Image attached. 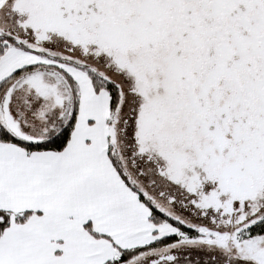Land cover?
<instances>
[{
    "label": "snow or ice",
    "instance_id": "obj_1",
    "mask_svg": "<svg viewBox=\"0 0 264 264\" xmlns=\"http://www.w3.org/2000/svg\"><path fill=\"white\" fill-rule=\"evenodd\" d=\"M0 264H264V0H0Z\"/></svg>",
    "mask_w": 264,
    "mask_h": 264
}]
</instances>
